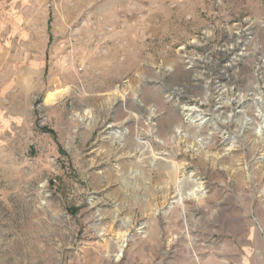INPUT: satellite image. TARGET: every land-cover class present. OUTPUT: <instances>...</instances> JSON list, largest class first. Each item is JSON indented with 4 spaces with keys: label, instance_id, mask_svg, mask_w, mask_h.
<instances>
[{
    "label": "rangeland",
    "instance_id": "obj_1",
    "mask_svg": "<svg viewBox=\"0 0 264 264\" xmlns=\"http://www.w3.org/2000/svg\"><path fill=\"white\" fill-rule=\"evenodd\" d=\"M11 3L0 264H264V0Z\"/></svg>",
    "mask_w": 264,
    "mask_h": 264
},
{
    "label": "bare ground",
    "instance_id": "obj_2",
    "mask_svg": "<svg viewBox=\"0 0 264 264\" xmlns=\"http://www.w3.org/2000/svg\"><path fill=\"white\" fill-rule=\"evenodd\" d=\"M57 93H52V94H50L49 96H48V102L49 103H55L56 101H57ZM192 192H194V189H192ZM183 199L181 198V201H182ZM180 201V202H181ZM182 203V202H181Z\"/></svg>",
    "mask_w": 264,
    "mask_h": 264
},
{
    "label": "crops",
    "instance_id": "obj_3",
    "mask_svg": "<svg viewBox=\"0 0 264 264\" xmlns=\"http://www.w3.org/2000/svg\"><path fill=\"white\" fill-rule=\"evenodd\" d=\"M11 2H15V0H6V1L0 2V8L3 9L5 7V5L9 6L10 4H12Z\"/></svg>",
    "mask_w": 264,
    "mask_h": 264
}]
</instances>
